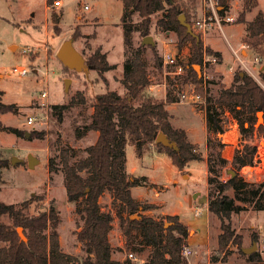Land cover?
Masks as SVG:
<instances>
[{"label": "rangeland", "instance_id": "374dc122", "mask_svg": "<svg viewBox=\"0 0 264 264\" xmlns=\"http://www.w3.org/2000/svg\"><path fill=\"white\" fill-rule=\"evenodd\" d=\"M53 1L0 0V102L15 106L12 111L0 115L2 124L7 126V129L0 130V152L8 159L0 178V200L14 203L28 215H35L54 205L59 216L57 230L61 247L64 252L76 257L75 263H82L89 255L85 243L78 238L83 219L76 210L77 204L67 199L60 151L62 147H68L72 162L87 155L86 148L96 141L98 132L87 131L82 136H78L77 132L82 131L91 121L93 101L98 93L113 89L122 95L126 94L127 89L121 81L124 60L126 50L132 51L134 48L130 49L124 41L121 26L124 15L122 0H61L59 9L52 8ZM181 2L190 12L192 21L200 18L203 0ZM86 4L89 8H85ZM244 6L245 0H230L228 11L236 18L229 24L230 27L224 25L223 30L214 28L207 35L194 33L201 37L207 49L219 52L211 45L212 42L217 43L225 54V61H230L233 54L237 60L234 72L244 70L260 81L259 73L264 69V52L258 55L256 49L245 43L242 48L250 49L252 54L246 59L245 50L237 49L235 52L232 47L237 48L239 42L244 43L241 33L245 32L244 27H247L248 21L254 19L259 12L264 13V0H254L242 21L240 14ZM54 14L60 17L57 32L54 29ZM161 15V11L151 15L149 35L153 37L155 44L150 46L151 44L146 43L141 54L146 62L151 84L161 88V83L165 82L166 89L178 99V106L170 110V113L177 115L172 123L176 127L189 128L188 138L196 143L203 159L192 160L183 169H179L167 153L160 154L162 152L157 151L156 141L144 144L141 155L138 154L137 146L128 142V172L135 176H148L151 181L148 178L142 180L140 185L132 188V194L141 204L154 205L143 211L144 214L164 220H167L168 215L179 214V220L188 226L187 243L192 253L182 256L183 262L179 264H213L214 256L219 258L216 264L223 263V258L227 264H247V257L242 249L251 247L254 243L264 259V210L258 209L253 201L236 200L235 204L242 209L232 212L226 222L242 236V243L240 247L229 243L224 252H220L218 237L222 232L221 219L208 206V176L219 174L220 179L225 181L231 177L230 170L236 172L231 160L235 150L241 145V134L234 113L228 108L218 109L224 132H216L207 125V105L180 100V95L191 87L197 93L214 100L222 86L232 84L233 75H219L216 72L217 65L206 63L205 58L203 66L199 64V77L203 78L201 83L197 84L191 77L184 79L188 73H170L172 68L165 66L162 58L165 51L178 54L189 68L197 63L193 59L191 40L181 42L177 32L159 28L157 22ZM132 18L135 24L141 19L138 12ZM70 38L74 39L75 47L86 59L99 48L115 67L102 75L94 69L78 72L66 68L57 54L62 44ZM142 40L141 31H135L133 46L138 47ZM156 56L161 62L160 67L156 64ZM255 57L259 58L256 63ZM20 67L26 68L28 72L21 73L17 70ZM67 79L69 82L66 90ZM151 92L148 87V94L161 98L158 91ZM56 104L65 107L57 111L53 107ZM30 116L36 118L31 124L28 123ZM261 124H264V113L262 119L257 118L255 126ZM253 143L261 149L264 146V136L255 131ZM29 154L36 156L39 163L34 162L29 167ZM51 157L55 158L53 170L49 169L48 163ZM208 157L213 160L212 172L209 170L211 164ZM14 158L20 161L13 162ZM222 158L227 161L223 162ZM236 174L239 179L256 185L264 181V164L260 161L252 170L241 168ZM226 193L234 195L233 189ZM24 201H28L27 206L23 205ZM100 204L103 211L114 215L109 239L113 249L112 258L116 264H149L151 246L141 243V236L136 230L130 239L122 232L118 215L122 210L120 202L112 197L111 192L106 191L100 198ZM132 218H138V215L135 214ZM2 223L16 232L18 227H22L14 225L8 215H0V224ZM169 224L167 221L166 226ZM50 230L49 226L46 232ZM22 231L27 237L28 231L24 228ZM255 236L258 241H255ZM131 252L138 260L130 258Z\"/></svg>", "mask_w": 264, "mask_h": 264}, {"label": "trees", "instance_id": "16d2710c", "mask_svg": "<svg viewBox=\"0 0 264 264\" xmlns=\"http://www.w3.org/2000/svg\"><path fill=\"white\" fill-rule=\"evenodd\" d=\"M124 15L121 26L124 31V41L132 51L126 50L124 60V75L121 79L127 89L122 95L113 89L98 93L93 101L91 121L78 130V136L87 131H97L96 141L86 148L87 155L78 161H71V151L62 147L60 161L64 172V185L69 202L77 204L76 210L83 219V225L78 231V238L85 243L88 257L82 263H75L76 257L63 251L60 236L57 230L59 223L58 212L54 205L47 210H42L35 215L25 214L22 208L14 203L0 200V215H8L14 225L26 229L27 240H23L18 231L0 224V264H116L112 258L113 249L109 239L114 215L102 210L101 196L109 191L112 197L121 204L118 212L120 226L123 234L130 239L133 232L141 236V243L151 246L149 264H179L182 263L183 250L188 246L187 238L189 229L179 220L177 214L168 215L167 220L146 215L143 211L154 207L153 204H141L132 194V188L146 180V176H135L127 170L126 146L131 142L137 146L138 154L142 153V146L156 141L160 132L165 133L177 148L156 143L157 151L167 153L172 162L183 169L192 160H202L203 156L196 143L188 138L184 128L176 127L171 121V113L166 104L178 101L167 91V97L157 98L147 93L151 80L147 66L142 57L141 50L146 44L133 46V33L141 31L144 37L150 34L151 15L161 11L158 19L159 28L166 31H175L180 36L181 42L189 39L194 50V62L203 66L204 52L220 59L221 54L205 48L198 34L188 32L187 27L179 19L184 14L187 21L192 24L190 12L186 10L181 0H122ZM230 0H218L221 14L229 8ZM254 4V0H245V8L240 14V20ZM138 12L140 22L135 24L133 14ZM54 29L59 31L60 17L53 15ZM244 42L256 49L258 55L264 52V13L259 12L254 19L248 21ZM150 46H153L152 44ZM157 57V56H156ZM88 64L99 74L115 67L110 63L105 53L96 49L88 58ZM161 62L156 58V64ZM187 79L191 77L197 84L203 78L199 77L195 67L188 68ZM187 75V74H186ZM260 81L244 70L234 74L230 86H222L214 100L207 98L206 119L210 129L224 132L219 116V108L231 110L239 124L241 145L232 157V164L236 173L245 166H255L258 146L253 143V135L257 131L264 136V124L256 127V113H264V69L259 73ZM169 83V82H168ZM55 110L61 111L65 105H54ZM15 106L11 103L0 102V115L12 111ZM248 123V126L246 125ZM7 129L0 120V130ZM15 132L19 130L9 128ZM39 134V132H35ZM212 158L208 157L210 172L214 171ZM226 162V158H222ZM49 169H54L55 158L48 161ZM8 164L0 152V178L2 169ZM209 210L221 219L222 232L218 237V249L224 252L229 243L241 246L242 236L237 234L226 218L232 212H239L242 207L236 205V200L253 201L254 205L264 210V181L254 185L239 179L238 174L227 180L220 179V175H209ZM233 189L234 195L226 193ZM28 201L23 205L27 206ZM125 212L126 214L122 213ZM137 214L138 218H132ZM170 224L166 226V222ZM51 227L50 232L46 230ZM255 241L258 237L255 236ZM247 264H264V259L259 250L245 254ZM218 257H213V264L218 263ZM223 263L227 264L223 258Z\"/></svg>", "mask_w": 264, "mask_h": 264}, {"label": "built area", "instance_id": "2783aa9c", "mask_svg": "<svg viewBox=\"0 0 264 264\" xmlns=\"http://www.w3.org/2000/svg\"><path fill=\"white\" fill-rule=\"evenodd\" d=\"M203 2H204L203 16L201 18H198L195 22L192 21L193 31L199 34L205 33L209 29H212L215 25H217L219 28L222 29L224 22H234L235 21L236 18L233 15H230V14L226 15V13L225 14L220 13L221 6H219L218 0H203ZM61 5H62L61 0L53 1V8H60ZM85 8H89V5L86 4ZM162 58H163L165 66H169L170 68H172L171 71H169L170 73L174 75H182V74L187 73L189 66H187L186 64L182 62L178 54L173 53L171 51H165L162 54ZM204 58L206 61L212 60L215 62L217 60L216 56H212L206 53H205ZM17 70L20 71L21 73L28 72V70L24 67H20ZM151 89H152V85L149 86V90ZM180 100L183 102H189V103L193 102V103H199V104L201 103L205 105L207 104L206 96H203L202 94L197 93L193 87L189 88L188 90H185V92H183L180 95ZM35 119L36 118L30 116L28 118V123L29 124L33 123ZM257 158L259 159V162L262 161L264 164V146H262L261 149H258ZM252 167L254 166H245L243 168L252 170ZM191 253H192V250L188 246H186L183 250V256L184 257L188 256ZM129 256L133 260H138L137 256L133 252H131Z\"/></svg>", "mask_w": 264, "mask_h": 264}, {"label": "water", "instance_id": "95a60500", "mask_svg": "<svg viewBox=\"0 0 264 264\" xmlns=\"http://www.w3.org/2000/svg\"><path fill=\"white\" fill-rule=\"evenodd\" d=\"M181 24L184 25L185 27H187L188 32L195 34L192 28V24L185 21V15L181 14L179 17ZM143 43H149L154 45L155 42L153 40V37L148 35L146 37H144L143 39ZM58 57L59 59L63 62L64 66L68 69L71 70H75L78 72H88L90 70H92V66L90 64H88L86 57L79 51L77 50V48L74 45V39L70 38L68 40H66L62 46L60 47V49L58 50ZM196 71L198 72V74H200V65H195L194 66ZM68 82L69 79L66 80V90L68 89ZM259 113H262V111L257 112V118L258 120H260V116ZM28 135V133H27ZM156 143H162L165 146L168 147H174L177 148V145L175 142L171 141L170 138L163 132H160L156 138ZM16 161H20L16 158H14L13 162ZM34 162H38L39 163V159L34 156L33 154H29L28 155V165L29 167L34 163ZM231 172V176H234L236 174L235 171L230 170ZM23 227H18L17 231L19 236L23 239V240H27V237L24 235L23 233ZM257 249V244L254 243L251 247L248 248H243V251L247 254L254 252Z\"/></svg>", "mask_w": 264, "mask_h": 264}, {"label": "crops", "instance_id": "0c3cea01", "mask_svg": "<svg viewBox=\"0 0 264 264\" xmlns=\"http://www.w3.org/2000/svg\"><path fill=\"white\" fill-rule=\"evenodd\" d=\"M52 8H53V3H52ZM50 6V7H51ZM222 8V7H221ZM54 9H59V8H54ZM203 8H202V13H201V15L199 16L200 18L203 16ZM227 14H230L231 15V13L227 10L226 11V15ZM194 22V21H193ZM233 22H224L223 23V26H222V29L221 28H219L218 26H214L212 29H209L207 32H205V33H202L203 35H207L208 33H210V32H212L213 30H214V28H219V29H221V30H223V28H224V25L226 26V25H228L229 27H230V25L229 24H232ZM241 24V23H240ZM243 25H244V23H242ZM244 27V26H243ZM246 26L244 27V30H245V32L243 31V33H241V36H243V40H244V37L246 36V34H247V32H246ZM212 34V33H211ZM245 44V42L243 43V42H239V46L236 48V47H232L233 48V50L234 51H237V49H240V50H242V51H244L245 50V58L247 59V57L249 56V55H252L251 54V51H250V49H248V48H242V46ZM212 47L214 48V49H216L217 51H219V52H221V58L220 59H218L217 58V60L214 62V61H212V60H207L206 61V63L207 62H210V64H214V65H217V68H216V72L217 73H219V75H221V74H227V77L229 76L230 77V73H231V75H233V78H234V74H235V65H236V59H235V57H234V55L232 56L231 55V60L230 61H225V54H224V52L221 50V48L217 45V43H215V42H212ZM215 45V46H214ZM259 60V58L258 57H255L254 58V62L256 63V61H258ZM184 62V61H183ZM185 64H186V62H184ZM205 63V64H206ZM187 65V64H186ZM188 66V65H187ZM232 81H233V79H232ZM232 83V82H231ZM152 85V89L150 90V91H152L151 93H154L155 91H158L159 93H160V95H161V98H163V99H165L166 97H167V89H166V84H165V82H163V83H161V88L159 87V86H157V85H155V84H151ZM230 86V85H229ZM158 87V88H157ZM162 91V92H161ZM178 106V101H175V102H169V103H167L166 104V107H167V109L170 111L171 110V108L172 107H174V108H176ZM171 115H172V117H171V121L172 122H174V120L173 119H176L177 118V115H175V114H173V113H171ZM182 127H184V126H182ZM184 129H186V131H187V133L189 134V136H190V130H189V128H185L184 127ZM226 141V140H225ZM195 143V142H194ZM227 147H228V145H227ZM160 154H165V153H160ZM130 173H132V172H130ZM147 178H148V176H146ZM148 180L150 181V179L148 178ZM151 182V181H150ZM134 188V187H133ZM177 215H179V214H177Z\"/></svg>", "mask_w": 264, "mask_h": 264}, {"label": "bare ground", "instance_id": "6f19581e", "mask_svg": "<svg viewBox=\"0 0 264 264\" xmlns=\"http://www.w3.org/2000/svg\"><path fill=\"white\" fill-rule=\"evenodd\" d=\"M260 118L262 119V113H259Z\"/></svg>", "mask_w": 264, "mask_h": 264}]
</instances>
